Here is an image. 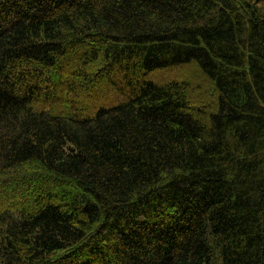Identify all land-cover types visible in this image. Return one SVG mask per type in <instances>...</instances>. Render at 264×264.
<instances>
[{
	"label": "trees",
	"instance_id": "trees-1",
	"mask_svg": "<svg viewBox=\"0 0 264 264\" xmlns=\"http://www.w3.org/2000/svg\"><path fill=\"white\" fill-rule=\"evenodd\" d=\"M264 264V0H0V264Z\"/></svg>",
	"mask_w": 264,
	"mask_h": 264
},
{
	"label": "rangeland",
	"instance_id": "rangeland-1",
	"mask_svg": "<svg viewBox=\"0 0 264 264\" xmlns=\"http://www.w3.org/2000/svg\"><path fill=\"white\" fill-rule=\"evenodd\" d=\"M214 264H222L221 259L220 258L216 259Z\"/></svg>",
	"mask_w": 264,
	"mask_h": 264
}]
</instances>
